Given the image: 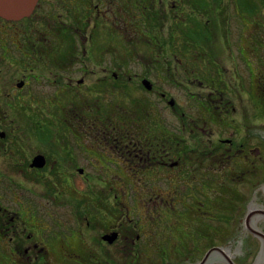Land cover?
<instances>
[{"label": "flooded vegetation", "instance_id": "obj_1", "mask_svg": "<svg viewBox=\"0 0 264 264\" xmlns=\"http://www.w3.org/2000/svg\"><path fill=\"white\" fill-rule=\"evenodd\" d=\"M197 2L37 0L27 16L11 18L0 13V60H16L17 54L16 57L13 54L19 49L21 61L30 65L31 70H22L20 75L11 78L0 69V109L19 104L26 106L39 98L50 102L59 88L67 90L73 97L75 89L84 92L87 87L106 92L111 83L124 88L136 83L139 90L155 94L157 103L163 105L165 116L176 109L177 101L171 97V92L156 84L148 71L105 66L92 70L87 63H81L86 60L148 62L146 65L151 64L153 70L157 69L155 66L166 67L169 75L166 79L176 84L170 79L176 73L171 63L176 59V67L181 66L185 73V80L181 82L186 89L197 86L206 92L208 88L204 96L190 91L199 115L194 116L187 110L180 112L182 130L188 129V133L172 132L158 105L154 112L148 110L138 118L135 108L132 118L124 106L120 107L123 108L120 112L112 106L105 113L100 101L88 100L86 106H80L81 111H76L70 103L68 109H74L67 124L82 155L77 154L75 145L67 152L63 150L65 154L55 151L50 156L46 151L37 150L30 156L23 154V158L19 155L18 167L32 171L33 184L30 185L31 178L22 177L19 190L6 191L5 202L0 200V264H123L124 255L126 259L131 258L129 264H264V154L261 148L246 149L245 143L234 142L232 135L235 130L240 132L241 126L232 129L237 108L230 95L229 82H226L223 70H214L213 65L207 73L205 71L204 77L200 76L201 62L211 60L213 63L215 59L209 58L208 52L200 48L203 46L201 37L185 38L186 34L180 33L189 19L184 15L185 10L191 7L192 16L201 12ZM225 17L229 22L230 13ZM194 22L190 20L189 24ZM175 40L181 43L182 49ZM142 44L148 46L147 49H141ZM177 49H181V53H177ZM37 65L42 66L40 74L33 72ZM43 73H48L46 83H49L48 77L52 79L49 89L53 92H48L49 99L42 97L41 91L34 90L35 83L43 81ZM92 74L96 79L92 86H86V80ZM177 78L180 80L181 77ZM93 104H97L102 113L97 115L95 112L87 119L89 112L84 113V110L91 111ZM96 115L103 125L94 122ZM4 119L3 112L0 121ZM124 123L128 125L125 127ZM208 124L222 127L217 132L214 148L208 143L216 141V131L212 127L208 130ZM227 132L230 135H225ZM9 134L5 130L0 132L1 137ZM204 135L212 138L207 139ZM39 155L44 158L42 165L37 162H42L43 158L35 159ZM80 156L85 161L83 164ZM96 156L100 158L97 160L107 178L106 185L99 182L100 187L113 189V178L107 177V174H113L122 183L126 182L121 179H127V182L136 179L133 187L140 185L144 193L136 189L137 196L133 195L130 205L114 195L105 203L104 198L97 199L94 204L101 207L94 213L80 214L84 217L85 231L80 230L83 225L79 223L78 228L60 233L55 222L58 219V212L54 210L56 203L48 202H58L60 179L70 181L76 171L97 184L91 181L86 164V161L92 164ZM217 162L233 165L238 169L235 175L244 179L232 178V185L227 189L234 192L236 197L230 198L236 200L230 203L229 198L221 205L227 207L222 209L231 211L229 220H235L232 226L207 225L202 221L220 218L215 210L222 200L211 196V192L216 195L222 187H213L215 183L209 180H195V169L202 164L208 167L204 170L209 171V167L213 169ZM45 171L47 173L43 175ZM171 172L178 174L177 181L170 178ZM252 175H255L253 179ZM162 177L166 179L167 187L160 181ZM45 180L51 185L49 188L45 184L46 190L51 189L46 202L41 199L44 193L40 190L43 189L38 187ZM240 184L244 185L246 193L234 188ZM248 191L250 196L245 201ZM47 204L52 206V211L46 209ZM175 237L178 241L174 245H178L173 249ZM204 241V245H209L205 250ZM171 251L179 258L183 252L193 256L176 260L172 259ZM154 254L159 255L160 261L153 257Z\"/></svg>", "mask_w": 264, "mask_h": 264}, {"label": "rangeland", "instance_id": "obj_2", "mask_svg": "<svg viewBox=\"0 0 264 264\" xmlns=\"http://www.w3.org/2000/svg\"><path fill=\"white\" fill-rule=\"evenodd\" d=\"M197 1V4L199 5L198 9L201 12L192 16L193 12H190L191 7L186 9L184 15L188 16L189 19L187 23L182 26L183 28L180 29V33L182 32V34H186L185 38L192 35L194 38L201 37L203 40V46L200 48H203L204 52H208L210 55L209 58L215 59L214 61L212 60L213 63H210L211 60L201 62L199 65L200 72L198 71L199 75L204 77L205 71L207 73L211 65H213L214 70L217 68L223 70L225 80L226 82H229L231 91L230 95L234 98L233 102L237 108V113L234 115L235 123L232 129L241 126L240 132H236L235 130V133L232 135L234 142L236 144L245 143L244 147H246V149H249L250 147H255L254 149L261 148L263 151L262 154H264V0H234V4H232V0H221L220 3H218L219 0ZM228 12L230 13L229 22L226 21L227 18L225 17ZM197 17L199 19L197 22H194ZM190 20H193L194 22L192 25L189 24ZM197 27H199L200 30ZM205 28L207 31H204ZM203 31L205 33L207 32L208 35ZM209 33L210 37H208ZM175 43L179 45L178 47L181 49L183 48L180 42L175 40ZM147 47L148 46L143 44L140 45V48L143 50L147 49ZM181 49L175 51L181 53ZM16 54V60H0V69H2V73L9 74L11 78H14L17 74L20 75L22 70H29L30 68V65H26L21 61L23 59L21 58L19 49L15 51L13 57H16ZM173 60L174 61L171 63H173L176 73L174 76H171L170 79L176 82V84H173L166 79L169 78L166 67L158 68L159 66H155L157 69L153 70L151 64L146 65L148 62L140 60L81 61V63H87L88 67L92 70H99L105 66L109 69L123 68L125 70L137 72L148 71L150 78H152V80L161 88L169 90L171 92V97L177 101L175 104L176 109L170 110L168 112L169 114L166 116V112L163 110V105L157 103L159 100L156 95L139 90V87L136 88V83L125 88L117 85L115 87L114 84L111 83V86H109V89L106 92H96L93 91L91 87H87L88 89H85L84 92L75 89V97H73V95L67 90L59 88L57 89L56 94H54V99L50 102L39 98L35 103L26 106L19 104L17 106L13 105L8 107L5 110L0 109V115L2 116L3 112L6 115V119L0 121L2 122L0 123V132L1 130H5L7 133H10L4 137L0 136V200L5 202L7 198L5 195L6 191L13 193L14 191L17 192L19 190L23 179L22 177L30 179V175H33L32 171H24L19 168L20 166L18 167L19 163L16 161H19V155H22L21 158H23L24 155L30 156L37 150L46 151L49 155L53 154L55 151L60 152V154H65L63 150L67 152L71 145H75L77 154L82 155L80 152L82 149L80 147L78 150V143L71 135L67 124V118L73 115L74 109H68L70 103H73V105L70 106L75 107L76 111H81L80 106L85 105L88 100H92L93 102L100 101L102 105H104L105 113L106 111H110L112 106L113 110L117 107L120 112L123 109L120 107L124 106L126 108L125 111H130L132 118V114L135 113H132L133 109H137V117L148 110L154 112L158 105L162 108L161 111L165 119H167L168 126H170L172 132L180 133L183 131L184 133H188V129L184 128L182 130L181 125L183 121L180 118V112L182 110H187L188 113L190 112L194 116L199 115V110L195 106L196 100L192 97L190 91L204 96L208 91V88L205 89L207 90L206 92H204V88L202 91V88L197 86H188L186 89L184 83L181 82L182 80H185L183 79L185 73L181 66L176 67L178 61L176 59ZM40 69L42 70V66L37 65L33 72L40 74ZM47 74L48 73H43V81L41 83H35L34 90L36 92L41 91V96L45 98L48 97L47 99H49L51 95L48 92H53V89H49L52 82L51 78L48 77L49 83L44 81L47 78ZM75 75V78H77V72H75ZM177 77H181L180 80ZM95 79V74H92V76L87 78L85 85L92 86ZM231 80L234 83L231 82ZM181 84L184 87H182ZM205 84L208 87V83ZM221 87L226 89V91L228 90L224 85ZM117 90L122 91L117 92ZM86 112H89L86 115L88 119L90 116L92 117L95 112L97 115H100L102 110L98 108L97 104H93L91 111L86 108L84 113ZM97 115L93 119L94 122L103 125V122L98 119ZM126 116L128 117L130 115ZM106 120L109 121L108 119ZM86 121L89 123L91 122L90 120ZM127 125L128 123H124L125 127ZM208 126V130L212 127L216 131L214 136L216 141L208 143L211 144V148H214L217 145V132L220 131L222 127L216 124H208ZM225 135L228 136L230 134L227 132ZM204 136L207 139L212 138L207 135ZM101 152H103V150H101ZM96 154L97 153H95V155ZM97 158L99 157H93L92 164H88L86 161V164L89 165L88 171L90 172L91 181L98 182L97 184L93 182L91 183L90 180L85 179L76 171L70 181H63L60 179L59 190L61 194L58 197V202H48L49 204L56 203L54 210H57L58 212V219L55 222L57 223L56 229H58L60 233L78 228L79 223L83 225L82 227H79L80 230L85 231L84 217H80V214L94 213L98 207H101L100 204H94L97 199L104 198L105 203L109 197L114 195L121 202L130 205V202H133V198L137 196L136 189L140 191L139 193H144L143 189L139 188L140 185H134L133 187V182L137 181L135 178L133 182H127V179H121V181L126 182L122 183L120 182V179L114 177L113 174H107V177L113 178V189L100 187L99 182L102 186L106 185L107 178L105 173L102 172L103 167L100 166L101 162L98 161ZM80 159H82V156H80ZM83 162L85 161L82 159L81 163L83 164ZM227 165L228 166L221 165V163L217 162L213 169L209 167V171L204 170L208 169V167H205L202 164L195 169L197 173L195 174L197 177H194L195 180L201 182L209 180L215 183V186L213 187H222L218 190V194L216 195H213V192H211V196L222 200L217 204L218 207H216L215 210L220 218L214 221L202 219L204 224H223L228 226L235 224L234 219L231 221L229 220V217H232L231 211L222 209L227 207L221 205L226 204L230 197H236L234 192H231L232 190L227 189V187L232 185V180H234L232 178H235V180L238 181L244 179L235 175V173L238 174V169L236 167L233 165L230 166L229 164ZM235 166H238V164ZM46 170L48 172V169ZM47 172L45 171L43 175ZM49 173L51 175V172ZM169 176L170 178L172 177L171 179L177 181V173L171 172ZM254 176L252 175L251 179H253ZM32 181L33 179L31 178L30 185L33 184ZM35 181L36 180H34V183ZM160 181H162L163 185L167 187L166 183H164L166 182L165 178L162 177ZM217 182L222 183L217 184ZM45 184L50 188L51 185L46 180L38 185L39 188L43 189L40 191H43L44 193V195L41 196V199L44 202L48 200L50 197L48 195H50L51 192V189L46 190L48 187H46ZM8 185L12 188V191H10L11 188L8 187ZM243 187L244 185L242 184L234 186V188H238V192L246 193V190ZM147 190L151 191L149 188ZM208 192H210V190H208ZM12 195L13 194H11V196ZM249 196L250 192L248 191L244 196L246 197L245 201ZM229 200L231 203L234 202L236 198H230ZM209 202L213 201L209 200ZM49 204H47L46 209L52 211L53 208ZM74 213L76 214L75 216H73ZM222 216H224V219L221 218ZM45 220L48 219L45 217ZM49 222L52 223V220H49ZM62 237L63 236H61V238ZM176 238L177 237L173 238V249L175 245H178V243L174 245V243L178 241ZM185 242L189 244L191 243L190 241ZM205 243L206 242L204 241V250L209 246L204 245ZM58 245H60V243L56 244V246ZM176 256L175 252L171 251L172 259L176 260H184L186 256L192 257L193 255L190 252H183L180 258ZM153 257L160 261L159 255L154 254ZM130 259V257L126 259L124 255L123 264H129Z\"/></svg>", "mask_w": 264, "mask_h": 264}, {"label": "water", "instance_id": "obj_3", "mask_svg": "<svg viewBox=\"0 0 264 264\" xmlns=\"http://www.w3.org/2000/svg\"><path fill=\"white\" fill-rule=\"evenodd\" d=\"M37 0H0V13L11 18H20L32 12ZM43 156L39 155L36 161L42 159ZM35 161V162H36ZM37 162L42 165L44 162ZM34 162V163H35Z\"/></svg>", "mask_w": 264, "mask_h": 264}]
</instances>
